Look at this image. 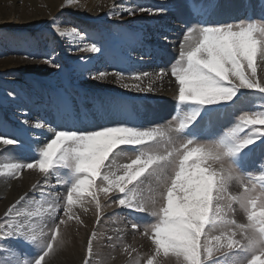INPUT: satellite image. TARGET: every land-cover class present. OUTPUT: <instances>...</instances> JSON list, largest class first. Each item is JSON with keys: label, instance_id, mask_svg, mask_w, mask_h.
Returning <instances> with one entry per match:
<instances>
[{"label": "snow or ice", "instance_id": "1", "mask_svg": "<svg viewBox=\"0 0 264 264\" xmlns=\"http://www.w3.org/2000/svg\"><path fill=\"white\" fill-rule=\"evenodd\" d=\"M108 7L115 16L162 11ZM53 23L70 45L84 42L78 28H61L55 18ZM80 51L99 53L101 48L84 43ZM110 76L121 87L142 93L156 92L166 79L174 83L175 114L148 127H49L52 138L37 147L36 159L0 163V178L18 179L27 169L44 181L33 185L38 197L25 194L0 215V245L7 244L0 247V264H51L68 242L71 223L77 231L87 228L83 217L94 209L98 224L106 207L148 217L103 237L113 249L120 246L130 264H264V167L255 173L245 168L257 141L264 145V14L228 23L200 20L186 28L178 56L167 68L130 76L93 73L98 81ZM245 103L256 110L242 111L218 132L202 133L203 123L211 125L221 110L235 112ZM32 127L44 129L45 124L37 121ZM0 145L2 154L21 142L0 135ZM129 151L133 155L122 163ZM57 187H66V194L61 196ZM128 227L149 241L147 255L123 243ZM96 240L93 229L83 264H94Z\"/></svg>", "mask_w": 264, "mask_h": 264}, {"label": "rangeland", "instance_id": "2", "mask_svg": "<svg viewBox=\"0 0 264 264\" xmlns=\"http://www.w3.org/2000/svg\"><path fill=\"white\" fill-rule=\"evenodd\" d=\"M186 1L184 0L181 4L186 18L181 39L186 28L190 24L197 23L196 19L199 20V13L195 15L197 10H200L203 21L209 23H228L248 16L256 18L261 15L259 13V7L262 6L261 0L252 2L253 6L249 12H245L247 5H237L241 7L240 13L234 19L226 21H222L226 17L222 16L225 9L221 3L218 6L215 1L211 6H214L216 10L219 9L222 15L209 14L206 18L202 13L207 6L202 5L201 0L198 4L193 0L194 5L190 7ZM206 1L209 2V0ZM234 1L239 4L236 0ZM112 3L117 5V10L121 5L160 9L171 7V5H163L158 0H77L70 4H66L65 0H0V135L15 138L21 142L19 147L8 146L5 152L0 154V163L30 162L36 159L37 147L52 138L53 133L46 130L49 127L55 130L79 131L94 130L114 124L148 127L152 124L164 123L175 114L171 113L172 107L176 105L175 85L167 82V79L165 80L167 84L164 85L165 89H168L165 91L167 94L165 96L159 94L160 101H155L147 93L138 98L131 89L126 92L117 90L109 85V81L110 83L115 81L113 77L111 79V76L106 81L93 79V73L99 71L110 73L121 71L126 76H130L136 72H153L161 67L167 68L179 53L180 41L177 42L174 54L170 55L168 61L162 62L166 51L157 40L165 39V37L159 30L150 28L152 30H148L143 36H136L132 28L136 22L143 20V16L147 13L137 12L130 16L122 12L120 16L109 15L108 6ZM196 5L199 6L197 10ZM53 18H55V24L61 28H78L85 35L84 42L70 45L66 38L56 33ZM84 43H96L101 48V52L80 51ZM126 43H132L135 48H127L124 45ZM143 48L152 52L143 54L144 51L141 52ZM120 51L126 52L127 57H123ZM48 59L52 63H46ZM68 93L76 95L77 98H81L82 95L94 104L86 116L85 125L81 127L72 125L73 123L61 122L65 119L61 114V99ZM157 106L160 112L157 110L155 112ZM126 108H128L127 111ZM103 110L110 113L100 114ZM253 110L256 109L251 103H245L235 112L230 111L228 116L223 114L225 119H220L222 117L220 111L213 117L211 125L207 122L203 123L201 131L204 134L218 132L229 126L242 111ZM117 111H120V114H115ZM37 121L43 122L45 128L40 131L33 129L32 125ZM24 128L29 129L32 134H37V138L41 141L31 146L28 140L22 138L21 133ZM202 138H208V136L203 135ZM0 147L3 146L0 145ZM132 155L133 153L129 151L121 162H127V158ZM261 167H264V147L255 146L252 155L245 162V168L255 173ZM20 182L22 185L19 184ZM38 182L40 185L44 183L40 174L35 170L27 169L18 179L2 178L0 215L10 204L25 194H28V199H32L34 195L38 197L39 189H33V185ZM10 183L18 184L12 196H8ZM50 183L54 184V179ZM55 191L63 196L66 194V187H57ZM101 199L103 201V197ZM104 213L97 224L94 209L90 211L83 217L87 228L80 226L78 231V226L72 222L68 229V242L55 255L51 264H83V248L87 236L93 229L97 232L94 264L96 261H100V264H130L129 257L121 251V247L117 246L113 249L110 247L111 242L103 237L115 235L116 230L123 228L129 221L143 224L148 217L138 213L133 214L131 210L109 207L104 209ZM237 219L244 221L240 213L237 214ZM140 231H143L142 227ZM123 243L131 245L144 255L150 252L149 241L142 238L138 232L132 231L130 227L125 230ZM0 247H7V244Z\"/></svg>", "mask_w": 264, "mask_h": 264}, {"label": "bare ground", "instance_id": "3", "mask_svg": "<svg viewBox=\"0 0 264 264\" xmlns=\"http://www.w3.org/2000/svg\"><path fill=\"white\" fill-rule=\"evenodd\" d=\"M158 1H160L163 5H166V6L171 5L172 8L169 7V8H171V10H169V8L166 7V8H163L164 10L162 9L161 12H159L155 15H153V14L144 15L143 20L136 22L132 28H133V30H135L134 34L136 36L137 35L143 36L145 32H147L148 30H152L150 28H156L157 30H159L160 34H162L164 37H167V39L161 38L160 40H157V42L160 44V46L162 45L164 47L162 49H164L166 51V54H165L164 58L162 59V62H165V61H168V58H170V55L172 56L174 54L175 48L177 47V44H178L177 42H179L181 40V33L184 30L183 25L186 23V18H185V15L183 13V10L181 8V4L184 2V0H172V1L171 0H158ZM194 1L197 4L199 3V0H194ZM215 1H216L218 6H220V3H221V5L223 6V9H225V13L223 15L219 9L216 10L214 6L213 7L211 6V4H213ZM236 1L239 4H237L234 0H209L208 3L206 0H201V4L204 6H207L205 9H203L204 11H203L202 15L205 16L206 18H207V15L209 16V14H213L215 16L222 15L223 17H226V18H223L222 21L234 19L235 16L238 13H240L239 11L241 10V7L237 6V5H240V4H241V6L247 5V9L245 10V12H249L253 6L252 2H254L255 0H236ZM193 5L194 4H191L188 7L193 6ZM259 8H260L259 13L261 15L264 14V6H260ZM124 45H126L127 48H129V49L135 48L132 45V43H130V44L126 43ZM119 53L123 57H127V55H128L126 52L124 53V52L120 51ZM111 79H112V77H111ZM167 82L166 81L164 82L162 88L158 87V89H159L158 91L147 93L149 95V97H153L152 99H155V101H160L159 94H161L163 96H165L167 94V92L165 93V91H167L168 89H165V87H164V85L167 84ZM109 85L113 86L114 88H116L119 91L126 92L129 90V89H125V88L121 87V85L120 84L118 85V83H116L115 81L112 83H110V81H109ZM132 93L134 95H137L138 98L141 96H145V94H146V93H142V92H137L135 90H133ZM74 96L71 95L70 93H68L67 95H64L63 99H61V103H62L61 114L65 117V119L62 120L61 122H66V123H71V124L73 123L72 125H76L78 127H81V126L85 125L86 118H87L86 116L88 115V113H90V111H91L90 107H92L94 104H92L93 103L92 101L86 100L84 98V96H82V95H81V98H77L76 95H74ZM161 99H163V98H161ZM92 100L94 101V99H92ZM164 100H166V99H164ZM156 110H157V112H160L159 106H157V108H155V112H156ZM230 111H233V110L231 108H228L226 111L225 110H223V112L221 111L220 116H222V117H220V119H225L223 114L225 116H228ZM107 113H110V112H107V110H103L100 112V114H102V115H107ZM115 114H117V115L120 114V111H117V113H115ZM33 129L40 131V129H36V128H33ZM46 130H48V129H46ZM21 135H22V138L24 137L26 140H28V142L31 143V146H34L38 141H41V139L37 138L38 137L37 134H32V132H30L29 129H26V128H24L22 130ZM256 146L259 148L264 147V145L260 144L259 141H257ZM29 174H31V173H29ZM10 184H11V186L8 190V196L9 195L12 196L15 188L18 187L17 183L16 184L10 183ZM19 184L22 185L21 182ZM0 186H2V178H0Z\"/></svg>", "mask_w": 264, "mask_h": 264}]
</instances>
